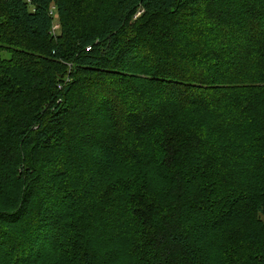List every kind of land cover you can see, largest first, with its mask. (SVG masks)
Returning <instances> with one entry per match:
<instances>
[{"label":"trees","instance_id":"trees-1","mask_svg":"<svg viewBox=\"0 0 264 264\" xmlns=\"http://www.w3.org/2000/svg\"><path fill=\"white\" fill-rule=\"evenodd\" d=\"M0 40V264H264V0H0Z\"/></svg>","mask_w":264,"mask_h":264},{"label":"rangeland","instance_id":"rangeland-1","mask_svg":"<svg viewBox=\"0 0 264 264\" xmlns=\"http://www.w3.org/2000/svg\"><path fill=\"white\" fill-rule=\"evenodd\" d=\"M258 31H259V28L256 26V23L250 22V24L247 26V28L243 32V35H244V37H242L243 44H244V42H246L247 39L253 38L254 36L252 37V35H254ZM257 35H255V36H257ZM1 42H3V41L0 40V43ZM0 56L2 58L9 57L10 56L9 50L8 49H0ZM16 71H18V70H16ZM13 87H14V90L17 89V86H13ZM63 185L65 186L67 184L66 183H63ZM131 212H132V215L134 216L135 215L134 210H132ZM50 214H53L52 215V218L50 217V220H51V224L50 225L56 231H58V229L63 228V227L66 226L65 227V231L63 230L64 231V234L65 235L68 234V236H69L68 238L71 239L72 237L70 236V234H73L74 229H75V225H74V223L72 221L73 220L72 217L74 216L75 213L70 210V215L67 218H65L66 219L65 220V223L63 222V220L60 219V216H59V219H58V217H57V207L54 208L53 211ZM76 215L78 216V212L77 211H76ZM36 226H37L36 223H34L32 225V227L28 230L29 233L33 232V230L36 228ZM66 228H68L67 231H66ZM70 241H71V243L73 242L72 240H70ZM70 241L67 242L68 243L67 246L65 244H62L60 246L61 249L65 251V253H66V255L68 257L70 256V253H71V250H72ZM78 245H79V243L76 242V245L73 246V249L76 248V247H78ZM242 245L243 244L241 243V246ZM227 255L228 256H235L232 252L227 253Z\"/></svg>","mask_w":264,"mask_h":264},{"label":"built area","instance_id":"built-area-1","mask_svg":"<svg viewBox=\"0 0 264 264\" xmlns=\"http://www.w3.org/2000/svg\"><path fill=\"white\" fill-rule=\"evenodd\" d=\"M53 13V10L50 11V14ZM58 23L57 22H53L52 27H51V32L54 33L57 29H58Z\"/></svg>","mask_w":264,"mask_h":264}]
</instances>
